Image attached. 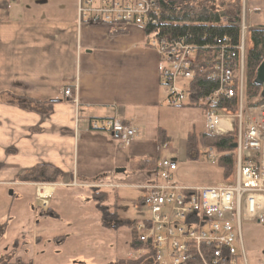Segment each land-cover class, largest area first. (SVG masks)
<instances>
[{"label":"crops","instance_id":"crops-1","mask_svg":"<svg viewBox=\"0 0 264 264\" xmlns=\"http://www.w3.org/2000/svg\"><path fill=\"white\" fill-rule=\"evenodd\" d=\"M78 6L79 0H0V196H30L35 202L41 183L54 184L47 189L54 201L72 189L80 191L78 198L100 193L106 201L96 203L103 206L99 220L117 228V208L105 217V206L112 196L120 200L118 191L135 190L139 209L138 186L155 181L156 169L131 166L162 160L160 146L164 142L169 149L172 137L168 112L185 106L169 104L159 76L161 55L147 45L143 27L129 25L112 35L109 25L81 19ZM67 87L71 97L64 96ZM13 97L48 103L47 110L23 108ZM104 119L130 125L134 137L125 144L91 128L92 121ZM96 184L114 187L101 190ZM48 199L44 215L55 217L58 208ZM84 227L78 219L72 228Z\"/></svg>","mask_w":264,"mask_h":264},{"label":"built area","instance_id":"built-area-1","mask_svg":"<svg viewBox=\"0 0 264 264\" xmlns=\"http://www.w3.org/2000/svg\"><path fill=\"white\" fill-rule=\"evenodd\" d=\"M241 2L237 45H220L215 53L211 78L217 88L199 101L205 132L229 136L231 172L215 186H187L174 182L176 163L157 162L155 181L138 186V205L150 216L136 222L137 240L143 253L153 250L154 264H250L243 238V224H264V99L246 98V58L251 48V32L246 8ZM157 0H79L83 20L100 22L112 29L157 25ZM147 45L161 55L159 76L174 107L188 104L187 89L181 83L195 75L197 47L170 35L149 36ZM67 87L64 96L71 97ZM91 128L118 137L127 144L136 131L121 120L91 122ZM213 159L214 150L204 152ZM36 201L47 206V189L54 184H37ZM96 187L114 185L96 184ZM261 264H264V251Z\"/></svg>","mask_w":264,"mask_h":264},{"label":"rangeland","instance_id":"rangeland-1","mask_svg":"<svg viewBox=\"0 0 264 264\" xmlns=\"http://www.w3.org/2000/svg\"><path fill=\"white\" fill-rule=\"evenodd\" d=\"M247 4L248 24L252 28L262 26L259 24L264 26V0H247ZM187 85L188 81L181 83V88L185 89ZM200 113V109L186 106L168 112V130L172 137L167 139L166 144L170 148L162 144L158 155L160 159L176 160L177 170L173 180L180 185L215 186L224 179L223 169L216 162L217 155L213 159L205 157L204 152L208 149L199 144V156L193 159L188 149V135L193 132V127L196 132L205 130L204 115ZM30 175L32 173L25 174L22 180ZM75 191L81 194L79 190L72 189L68 191L70 196L66 199H48L54 201L58 208L59 213L55 217L44 215L47 208L42 207L40 201L33 202L30 196L22 200L19 197L12 199L9 193L0 196V258L5 264H107L119 258L137 259L144 255L141 250L131 249V229L128 223L150 216L148 209H136L134 203L138 193L135 190H126V193L118 191V201L111 191L108 192L109 197H112L105 206L108 211L104 216H111L108 213L116 207V216L121 220L117 228L107 227L99 220L103 206L99 207L96 203L99 205L106 201L100 193L93 196L88 192L87 198H78L74 196ZM78 219L84 221V231L78 232L72 228ZM35 235H40L39 242L35 241ZM63 236L65 239L59 238ZM243 238L250 264H261L264 224L245 222Z\"/></svg>","mask_w":264,"mask_h":264},{"label":"trees","instance_id":"trees-1","mask_svg":"<svg viewBox=\"0 0 264 264\" xmlns=\"http://www.w3.org/2000/svg\"><path fill=\"white\" fill-rule=\"evenodd\" d=\"M157 25L149 24L145 33L149 36L170 35L176 40L184 39L185 43L197 47L195 75L187 85L188 104L190 108L201 109L199 101L217 88V83L211 78L215 53L220 45L236 46L239 30L235 26L240 21L241 0H157ZM125 33L124 29H113L112 35ZM251 48L246 58V98L250 101L262 99L261 86L255 83L257 68L264 59V26L254 28L250 35ZM19 106L39 112L47 110L48 103H42L24 97L11 98ZM161 135L162 132L160 131ZM229 136L209 135L206 132H190L187 146L192 158L199 156L198 145L212 149L217 154V165L223 169L224 178L231 171L229 155ZM164 144V142L162 143ZM133 170L142 171L156 169V163L142 160L132 164ZM97 194V193H95ZM131 229V249L142 250L143 245L137 240L135 232L136 221L128 223ZM153 250L149 249L137 259H115L107 264H154L150 262ZM2 258V257H1ZM0 258V264H5ZM16 264H23L18 262ZM29 264V263H28Z\"/></svg>","mask_w":264,"mask_h":264},{"label":"water","instance_id":"water-1","mask_svg":"<svg viewBox=\"0 0 264 264\" xmlns=\"http://www.w3.org/2000/svg\"><path fill=\"white\" fill-rule=\"evenodd\" d=\"M255 83L259 86H261V97L264 99V59L260 63V65L257 68ZM116 172L122 173L124 172V169H118Z\"/></svg>","mask_w":264,"mask_h":264}]
</instances>
